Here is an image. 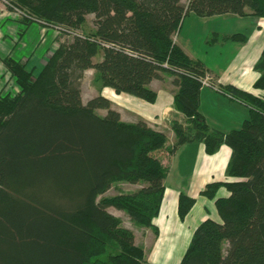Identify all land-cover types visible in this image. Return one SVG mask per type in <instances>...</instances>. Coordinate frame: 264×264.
<instances>
[{
  "label": "trees",
  "instance_id": "1",
  "mask_svg": "<svg viewBox=\"0 0 264 264\" xmlns=\"http://www.w3.org/2000/svg\"><path fill=\"white\" fill-rule=\"evenodd\" d=\"M14 1L26 13L22 19L71 40L61 39L38 71L3 60L20 92L0 96V264H149L134 233L108 209L126 211L133 222L158 231L153 221L168 172L163 157L193 142L204 143L208 154L230 147L232 180L202 192L214 199L225 187L230 196L217 198L222 222H202L180 264H264V98L218 87L247 105L249 117L228 133L212 129L199 111L202 80L211 72L174 39L189 13L264 18V0ZM88 15L95 28L84 33ZM89 69L102 87L149 103L158 96L150 83L171 74L176 108L186 117L172 123L178 139L172 148L166 134L144 120L125 123L107 97L84 102L81 85ZM254 69L260 73L255 88L264 90V49ZM117 181L144 186L101 199ZM195 203L180 196L182 220Z\"/></svg>",
  "mask_w": 264,
  "mask_h": 264
},
{
  "label": "crops",
  "instance_id": "2",
  "mask_svg": "<svg viewBox=\"0 0 264 264\" xmlns=\"http://www.w3.org/2000/svg\"><path fill=\"white\" fill-rule=\"evenodd\" d=\"M11 14L6 15L5 10L0 9V95L11 94V92L17 95L20 92V88L15 89L13 83L7 87L1 81L7 69L3 63L4 59L12 58L18 62L27 61L28 65L31 63L32 66L34 62L41 63L40 67L42 68L59 45L54 29L46 28L44 30L36 22H27L21 17L15 18ZM89 16L91 15H88L87 18ZM92 18L94 21V15ZM242 18L253 20L255 25L254 35L251 38L248 36L242 43L245 45L252 40V43H255L250 45L253 48L252 51L259 53L257 58L247 65V68L244 65L230 64V67L222 68V72H220L207 61L191 56L185 46L179 44L177 36L174 37L176 44L192 60H200L211 72L210 75L216 88L203 86L199 97V111L212 129L224 133L240 129L249 117V108L247 105L227 97L226 94L218 90V87L230 86L264 98L261 95V93L264 94V90L255 88L260 73L254 69L264 49V18ZM236 34H225V36ZM33 68L38 69L37 67ZM95 77V70L89 69L85 72L81 86L84 102L99 95L107 97L111 101L112 108L120 113L125 123L135 124L139 120H144L154 130L166 134L167 148L171 149L178 140L172 129V123L174 121L183 122L186 119L175 105L178 88L173 85L174 77L172 75L167 77L163 74L161 80H153L150 83L149 87L158 95L154 103L125 93L119 94L110 87H99L100 82L96 88L85 85V80L88 78L94 80ZM90 92L92 95L86 98L85 95ZM99 111L103 112L101 116H105L106 110H98L97 113ZM231 156L232 149L227 145L221 146L214 154H208L204 143L193 142L182 145L175 154H167L163 157L168 172L163 181L165 192L160 212L153 222L158 230L156 232L158 236L150 250L152 249V254L154 252L156 260L147 261L149 264H180L179 255H185L197 227L207 219L222 222L216 207V200L221 197H229L230 192L225 187H221L214 199L202 195V192L210 184L226 183L232 180L227 173ZM182 194L196 200L194 207L184 220L180 218L178 212L179 199ZM111 209L109 208L108 211L115 215ZM149 230L154 232L153 228H149Z\"/></svg>",
  "mask_w": 264,
  "mask_h": 264
},
{
  "label": "rangeland",
  "instance_id": "3",
  "mask_svg": "<svg viewBox=\"0 0 264 264\" xmlns=\"http://www.w3.org/2000/svg\"><path fill=\"white\" fill-rule=\"evenodd\" d=\"M7 1L9 4L13 6L15 5L14 0H7ZM182 1L184 4L188 3V0H182ZM0 9L5 10L6 15L12 13L11 16H14L15 18H20V16H18L16 12L11 10L3 2H0ZM17 10L24 12L18 7ZM35 22L40 24L42 28H44V30H46V28H51V27L43 26L41 23L37 22L36 20ZM93 26H94V21L91 15L87 18L85 25H83L82 32L86 33L93 30ZM254 26L255 25L253 20L248 18L245 19L233 14L202 18L196 16L195 14L189 13L184 19L183 25L176 36L179 44L184 45L191 56L207 61L216 70L218 71L220 70V72H222V68L227 69L228 67H230V64L244 65V67L247 68V65H249L252 60L254 61L257 58V55L259 53L257 51L256 52L252 51L253 48L251 46L252 44H255L252 43L253 42L252 40H250L248 44L244 45L241 41H235V40L225 41L223 39L225 34H236V33L244 34L246 37L249 36V38H251V36L254 35V30H253ZM54 30L56 31V37H58L57 44L61 42V39L71 40L65 37L62 31L56 29ZM215 33L217 34L219 33V35L215 37L216 36V35L214 36ZM101 56L102 54L99 53L98 56H96V60L100 61ZM24 62L27 61H23V63ZM40 66L41 63L34 62L33 66L30 63L29 68L33 69V67H37L39 69L41 68ZM165 75L167 77H171V74L169 73H165ZM1 81L4 84V86L8 87L9 84L13 83L15 89L19 87L16 82V79L12 76V74L8 71V69H6V72ZM98 83L99 80L97 78V74L94 80L92 79L89 80V78L85 80V85H89V86L91 85L92 87L95 88L97 87ZM99 87H102L101 83ZM92 92L87 93L85 97L88 98L90 95H92ZM14 94L15 93L11 92L10 95L13 96ZM261 95L264 96L263 93H261ZM0 96H4V95L1 94ZM98 113L99 115H101L103 112L99 111ZM126 183L127 182L117 181L116 183L113 184L112 188L105 195L101 196V199L106 197L113 198L121 194H133L138 192L140 189H142L141 188L142 185L144 186L143 183H140L141 185L140 184L131 185L130 183L128 184ZM110 208H112L111 210L115 213V216L120 219L122 226H124L125 228H129L134 233L135 238H137L136 240L137 246L142 248L144 251L145 260L146 261L149 260L153 261L154 259L156 260L154 256V252L152 254L151 253L152 249L150 250L152 244L155 242L156 237L158 236L156 233L157 232L156 229L154 227H147L145 225H140L133 222L126 211L118 210L114 207H110ZM149 228H153L154 232H150ZM183 255H179L180 260H182Z\"/></svg>",
  "mask_w": 264,
  "mask_h": 264
},
{
  "label": "built area",
  "instance_id": "4",
  "mask_svg": "<svg viewBox=\"0 0 264 264\" xmlns=\"http://www.w3.org/2000/svg\"><path fill=\"white\" fill-rule=\"evenodd\" d=\"M0 2H3L5 5H7L11 10H13L14 12H16V14L20 17L26 16V13L21 12L19 10H17V8L11 4L8 3L7 0H0ZM211 82H212V78L210 76L205 77L202 80V84L203 86H208L211 87ZM216 88V87H215Z\"/></svg>",
  "mask_w": 264,
  "mask_h": 264
}]
</instances>
